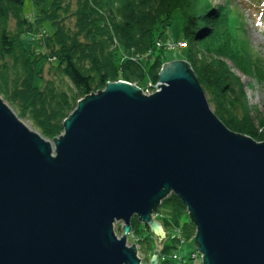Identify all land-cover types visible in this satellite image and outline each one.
Returning <instances> with one entry per match:
<instances>
[{
  "label": "water",
  "instance_id": "obj_1",
  "mask_svg": "<svg viewBox=\"0 0 264 264\" xmlns=\"http://www.w3.org/2000/svg\"><path fill=\"white\" fill-rule=\"evenodd\" d=\"M158 82L86 96L54 151L0 99V264H141L131 219L161 240L152 214L171 193L202 264H264V142L218 120L187 62Z\"/></svg>",
  "mask_w": 264,
  "mask_h": 264
},
{
  "label": "trees",
  "instance_id": "obj_2",
  "mask_svg": "<svg viewBox=\"0 0 264 264\" xmlns=\"http://www.w3.org/2000/svg\"><path fill=\"white\" fill-rule=\"evenodd\" d=\"M31 1L40 10L32 22L21 15L23 0H0V22L12 17L17 26L14 33L0 28V96L45 140L59 138L64 120L78 102L106 84L126 81L147 91L149 84L158 83L166 60L155 44L161 43L178 11L183 19L180 41L186 44L183 61L214 105V114L228 130L257 143L264 141L257 131L264 128V121L250 116L242 84L226 65L230 61L246 76L263 65L248 47L242 16L234 13L238 9L230 0L219 5L212 0H76L75 31L64 24L69 8L64 0H53L49 10L39 6L46 0ZM101 11H109L111 25L104 24ZM107 27H112L114 38ZM110 42L117 48L112 50ZM127 53L128 58L122 59ZM48 61L51 71L66 78L71 87L44 78ZM233 86L238 90L230 92ZM184 214L186 208L170 194L161 202L156 221L164 229L182 228L189 239L196 230L190 219L180 226ZM138 223L137 218L131 220L134 234L139 233ZM146 232L150 235L148 228Z\"/></svg>",
  "mask_w": 264,
  "mask_h": 264
},
{
  "label": "rangeland",
  "instance_id": "obj_3",
  "mask_svg": "<svg viewBox=\"0 0 264 264\" xmlns=\"http://www.w3.org/2000/svg\"><path fill=\"white\" fill-rule=\"evenodd\" d=\"M52 1L53 0H46L45 3L39 6L43 10H49L48 8ZM95 1L99 2L100 0H92V3H94ZM212 1L214 2L215 5H219L222 4L223 1L226 3L229 0H212ZM230 1L231 4L233 5L232 7H236L238 9V11L236 9L234 10V13L238 15V18H241L242 16L243 23L245 25V40L247 43H249L248 47L251 48V50L255 55V58L258 61H260L261 64L263 63V65L260 71H257V69L254 68L255 72L253 70L252 76H248V75L246 76L244 73L238 71L236 67L228 60H226L227 63L226 65L228 70H230L234 74V76L240 80L242 84L241 85L242 87H240V89H243V94L247 100L248 104H246V106L253 113V114L251 113L250 116L255 118L256 120L262 119L264 121V0H230ZM63 5L69 6L66 13H64L65 16L67 17L64 21V24L73 31H75L76 17L74 12L76 10V0H64ZM97 7L100 10H102V7L98 5ZM21 15L32 22L34 20V16L40 15V10H38L36 7L33 6L31 0H23ZM101 16L106 26L111 25L112 21L110 18L109 11L108 12L101 11ZM182 24H183L182 16L178 11H175L173 13L172 24L170 28H167L166 31L163 33V36L160 41L161 43L158 45H156L157 43L155 44V47L159 51L163 52V57L166 60L164 64L174 61H183L184 53H185L184 50L186 48L180 50L179 48H174L172 45L173 43H177L180 41V31L182 28ZM2 27L3 28L5 27V29L10 33H14L17 31L16 22L15 20H13L12 17H10L9 20H7V23L0 22V28L2 29ZM108 33L111 35L112 38H114L115 35L113 36L114 33L112 27L110 29L108 28ZM245 40L243 39V41ZM111 46H112L111 47L112 50L117 48L115 47L116 44L111 43ZM167 48L175 49V51L174 50L169 51L167 50ZM128 56H129L128 53L124 56L122 55V59H124L123 57L128 58ZM136 58L137 57L132 58L131 60L135 61ZM50 62L51 61H48V64H46L44 67V74H43L44 78L46 80L55 81L57 86L61 85L62 87H71L69 81L66 78H63L60 75L56 74L55 72L51 71L52 62L51 63ZM164 64H162V66ZM118 82L133 85L136 88H138L136 84H131L126 81H118ZM159 85H160L159 82L156 84H149L147 91H141V90L140 91L142 94L149 96L155 93V91H157V87ZM236 90L238 89H236V87L233 86L232 89L229 91L231 92ZM205 98L207 100L209 109L214 114V109H213L214 105L212 106V104L209 103L208 100L209 97H207V95H205ZM0 99L13 112V114L26 128H28L30 131L36 133L42 138L39 132L32 126V124L28 120L19 118L17 116V112L12 109V107L4 100L2 96H0ZM230 99L232 100V96H230ZM218 120L220 119L218 118ZM257 131L258 134L264 135V128L258 127ZM42 139L50 143L51 148L54 151L55 148L53 141H48L45 140L44 138ZM159 208L160 206L157 208V210ZM157 210H155L152 214V217H154L153 218L154 221H156ZM188 222H189V216L186 211V214H184L180 218L179 223L180 226H183ZM122 227H123L122 222H117L113 225V231L117 239H120L123 235ZM138 230H139L138 234H134L131 231L130 234L127 235L126 247L129 248L132 245H135L137 251V257L140 260L141 264H149V261L152 259L153 256L157 257L156 259L157 264H202L201 255L195 251V247H194L196 231L192 233L194 237L188 239L183 234V229L180 227H176L175 230H168L162 227L165 236L161 240H159V238L155 237L152 234V232H150V235L146 232V226L144 224L138 223ZM146 237H149L150 243L149 241H144V238ZM164 247L167 248L168 250L163 251ZM193 254H196V258L193 257Z\"/></svg>",
  "mask_w": 264,
  "mask_h": 264
},
{
  "label": "built area",
  "instance_id": "obj_4",
  "mask_svg": "<svg viewBox=\"0 0 264 264\" xmlns=\"http://www.w3.org/2000/svg\"><path fill=\"white\" fill-rule=\"evenodd\" d=\"M184 48H186V44H181L179 49L182 50V49H184ZM168 50L170 51V50H174V49H172V48L169 49V48H168ZM157 91H158V87H157ZM157 91H155V92H157ZM193 257L196 258V254H193Z\"/></svg>",
  "mask_w": 264,
  "mask_h": 264
},
{
  "label": "bare ground",
  "instance_id": "obj_5",
  "mask_svg": "<svg viewBox=\"0 0 264 264\" xmlns=\"http://www.w3.org/2000/svg\"><path fill=\"white\" fill-rule=\"evenodd\" d=\"M181 44H185V43L182 42V41H179V42H177V43H173L172 45H173L174 48H180V45H181Z\"/></svg>",
  "mask_w": 264,
  "mask_h": 264
},
{
  "label": "clouds",
  "instance_id": "obj_6",
  "mask_svg": "<svg viewBox=\"0 0 264 264\" xmlns=\"http://www.w3.org/2000/svg\"><path fill=\"white\" fill-rule=\"evenodd\" d=\"M153 94H154V93H153ZM143 95H144V94H143ZM144 96H146V95H144ZM149 96H150V95H149ZM52 156L54 157V155H52ZM134 218H135V217H134ZM134 218H132V219H134ZM153 218H154V217H152V219H153ZM132 219H131V220H132ZM161 226H162V225H161Z\"/></svg>",
  "mask_w": 264,
  "mask_h": 264
}]
</instances>
